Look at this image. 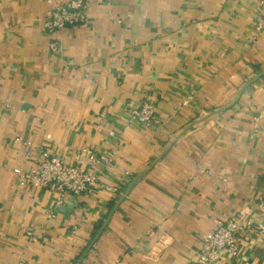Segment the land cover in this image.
<instances>
[{
  "label": "crops",
  "instance_id": "0c3cea01",
  "mask_svg": "<svg viewBox=\"0 0 264 264\" xmlns=\"http://www.w3.org/2000/svg\"><path fill=\"white\" fill-rule=\"evenodd\" d=\"M68 1L0 0V264H195L229 216L262 221L264 0H85L45 31ZM25 141L97 182L60 203L19 186ZM219 263L264 264V233Z\"/></svg>",
  "mask_w": 264,
  "mask_h": 264
},
{
  "label": "built area",
  "instance_id": "2783aa9c",
  "mask_svg": "<svg viewBox=\"0 0 264 264\" xmlns=\"http://www.w3.org/2000/svg\"><path fill=\"white\" fill-rule=\"evenodd\" d=\"M87 19V2L85 0H70L65 4L54 7L49 11L43 21V28L48 33L62 30L76 24L85 22ZM264 27V19H260L255 26L256 31ZM49 49L59 51L57 41L49 43ZM184 103L187 102L185 99ZM154 106L145 97L141 100L138 108L130 111L129 120L133 123L149 126L155 119ZM49 135H46L48 138ZM20 141L19 139H16ZM28 157L33 152H39V158L34 170H23L16 167L13 172L16 175V183L19 186H31L38 189H49L57 194V202L67 194L78 195L88 192L91 184L97 182L94 173L83 171L73 164H69L63 159L50 154L42 143L36 148L31 142L25 141ZM87 151V150H85ZM109 161V158H102ZM95 162H99L94 159ZM111 191L116 188L104 186ZM259 207L263 213V220L255 222L250 217L237 214L229 216L222 224L218 225L214 231L201 241V247L195 255V264H221L224 257L236 258L239 254L240 245L246 232L255 230L264 233V201L259 202ZM28 237L33 235L31 228L25 232Z\"/></svg>",
  "mask_w": 264,
  "mask_h": 264
}]
</instances>
